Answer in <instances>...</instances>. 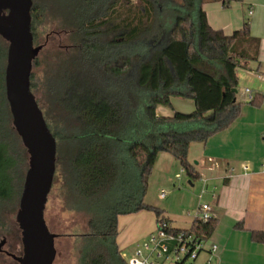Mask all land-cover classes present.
I'll return each instance as SVG.
<instances>
[{
  "label": "trees",
  "instance_id": "obj_1",
  "mask_svg": "<svg viewBox=\"0 0 264 264\" xmlns=\"http://www.w3.org/2000/svg\"><path fill=\"white\" fill-rule=\"evenodd\" d=\"M33 1L36 43V25L48 9ZM211 1L65 0L61 12L48 6L69 41L58 65L60 89L50 84L58 116L48 126L57 140L52 190L57 185L65 209L88 219L87 229L74 234L76 264H129L117 240L120 215L150 210L166 231L181 230L145 200L147 177L162 152L180 162L190 183L200 177L190 145L206 143L239 117L236 69L260 53L248 18L231 34L209 23L204 5ZM243 1L221 0L224 8ZM164 33L163 44L143 57L132 50L144 34L158 41ZM7 49L0 36V234L18 210L28 168L6 97ZM173 97L193 99L195 110H176ZM263 99L256 94L249 103L261 106ZM160 106L171 113H160ZM216 224L214 217L194 220L188 231L209 241ZM252 237L264 242V231Z\"/></svg>",
  "mask_w": 264,
  "mask_h": 264
},
{
  "label": "crops",
  "instance_id": "obj_2",
  "mask_svg": "<svg viewBox=\"0 0 264 264\" xmlns=\"http://www.w3.org/2000/svg\"><path fill=\"white\" fill-rule=\"evenodd\" d=\"M247 2H250L247 12L251 34L259 37L261 44L259 60L244 62L247 65L236 69L238 87H247L252 96H264V0ZM205 5L208 21L214 28H221L227 34L236 30L231 22L214 20L209 7ZM241 95V100L237 95V101L241 103L239 117L206 143H191L188 152L189 159L200 172L196 181L203 188V181L207 180L202 202L211 205V213L217 219L208 245L200 252L205 253L209 260L212 256L210 247L216 244L214 264H264V242L252 237V232L264 231V99L261 106H255L249 103L245 94L241 92ZM172 104L176 110L183 112L195 110V102L191 98L173 97ZM178 168L182 169L180 162L171 154L162 152L147 180L149 184L156 181L154 176L159 171L161 179L158 183L161 186L170 184ZM191 185L194 186V183ZM205 197H208V201L204 200ZM200 202V198L196 203L193 198L191 203L195 211ZM163 210L171 220V226L176 229L188 230L195 220V213L191 211L184 215L170 208ZM118 223V245L123 256L129 255L130 260L137 246L156 229L157 217L153 211L141 210L120 215Z\"/></svg>",
  "mask_w": 264,
  "mask_h": 264
},
{
  "label": "water",
  "instance_id": "obj_3",
  "mask_svg": "<svg viewBox=\"0 0 264 264\" xmlns=\"http://www.w3.org/2000/svg\"><path fill=\"white\" fill-rule=\"evenodd\" d=\"M33 4V0H0V36L8 44L6 97L13 126L28 153V168L16 213L22 252L6 253L18 264H54L57 234L49 229L45 210L56 172L57 140L31 88L34 61L45 45L34 41ZM6 242V238L0 241V251Z\"/></svg>",
  "mask_w": 264,
  "mask_h": 264
},
{
  "label": "rangeland",
  "instance_id": "obj_4",
  "mask_svg": "<svg viewBox=\"0 0 264 264\" xmlns=\"http://www.w3.org/2000/svg\"><path fill=\"white\" fill-rule=\"evenodd\" d=\"M38 1L43 5V7H45V9L47 8L48 10H46L44 14L42 13L40 15V20L35 28L36 44L43 43L45 46L41 50L39 56L36 58V63L34 64L32 72V85L33 91L40 102L45 117L48 115L50 116L51 121L47 120L48 124H50V122L55 123V120L58 116V109L56 105L53 104L52 98L50 96V84H52L54 88H57V90L60 89V80L58 79V65L61 59L64 57L63 55L68 52L65 47H67L69 41L66 39L65 35L59 34L61 29L60 18H58L56 15H53L48 6L51 4L53 5V9H56V12H61L65 0ZM247 1L253 2L258 0L232 2L229 7L226 8L221 5V0H215L206 3L205 6L209 7L210 16L214 20L220 21L222 23L231 22V24L234 25L236 29H239L242 27L244 19L248 18L250 20L247 12L250 2ZM159 29L162 31L160 24ZM165 35L166 34L164 33L162 35V39L155 41L153 37H149L150 35L144 34L140 42H138L132 48V50H135L136 52L141 51V57H143V52L150 53L153 48H159L160 45L163 44ZM130 53L132 52L130 51ZM246 88L242 85L238 87L239 100L242 99L241 92L242 94H245L247 100H249V93L247 92ZM158 110L164 115L168 114L167 107L160 106ZM176 173L180 175L179 178L176 176ZM154 178L156 181H152L150 184L148 182V189L145 198L147 202L154 206L160 207L161 209L170 208L174 211H179L184 215L187 213V211L195 213V208H193V203L191 202H193V198L195 203L196 201H199V195L202 190L201 184L197 182L196 179L193 180L194 186H192L189 182L191 178L185 171L183 172L181 168L175 170L173 173V182L170 184L161 186L158 183V181L161 179L159 177V171H156ZM162 190L165 191L166 196H162ZM200 200L202 202V198ZM204 200L208 201V197H205ZM16 213L17 211L10 213L6 227L3 233L0 234V241L3 238H6L7 244H5V248L9 252L20 254L22 252V235L19 225L16 221ZM45 218L49 229L53 233L58 234V237L55 241L57 256L54 264H76L77 252L74 248V234L81 233L87 229V216L81 212L67 211L64 207V204L62 203L60 190L56 185L48 197ZM142 243L143 242L140 244ZM137 249L138 246L136 251ZM148 253L149 252L147 250L143 249L144 255H147ZM125 257L126 260H129V255H126ZM207 261V255L202 253L197 260H186L184 264H198V262L207 264ZM176 262L181 261H178L177 259H168L163 260L161 264H174ZM0 264H18V262H16L7 254L0 253Z\"/></svg>",
  "mask_w": 264,
  "mask_h": 264
},
{
  "label": "built area",
  "instance_id": "obj_5",
  "mask_svg": "<svg viewBox=\"0 0 264 264\" xmlns=\"http://www.w3.org/2000/svg\"><path fill=\"white\" fill-rule=\"evenodd\" d=\"M246 90L249 93V99H252L253 96L250 94V90ZM179 176L177 174L178 178ZM206 186L207 180L204 179L203 188L199 195L200 199L206 191ZM161 194L166 196L164 190H162ZM211 211L212 207L210 204L201 202L196 208L194 218L195 220L207 221L213 217ZM188 230L181 229L178 233L168 232L165 224H157L156 229L138 246L135 256L129 261V264H161L163 260L168 259H177L178 261L197 259L200 252L205 250L208 241L198 239L193 234H189ZM143 249L149 253L144 255ZM210 250L212 256L207 264H214L213 254L217 251L216 244H212Z\"/></svg>",
  "mask_w": 264,
  "mask_h": 264
},
{
  "label": "flooded vegetation",
  "instance_id": "obj_6",
  "mask_svg": "<svg viewBox=\"0 0 264 264\" xmlns=\"http://www.w3.org/2000/svg\"><path fill=\"white\" fill-rule=\"evenodd\" d=\"M66 49H67V47H65ZM6 244H7V242H6ZM6 246V245H5ZM5 246L3 247V250L2 251H0V253H5V254H7L6 252H9L6 248H5ZM12 253V252H11Z\"/></svg>",
  "mask_w": 264,
  "mask_h": 264
}]
</instances>
